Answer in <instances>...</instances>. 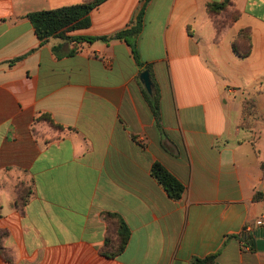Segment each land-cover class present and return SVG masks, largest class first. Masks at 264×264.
Wrapping results in <instances>:
<instances>
[{
	"label": "crops",
	"instance_id": "crops-1",
	"mask_svg": "<svg viewBox=\"0 0 264 264\" xmlns=\"http://www.w3.org/2000/svg\"><path fill=\"white\" fill-rule=\"evenodd\" d=\"M84 1L0 0V264H192L212 254L264 264L243 235L264 217V0H230L215 17L208 5L224 0H149L136 44L143 67L124 40L41 44L26 16ZM144 4L107 0L71 35L127 30ZM242 31L246 58L234 51ZM155 163L184 185L182 199L152 177ZM107 213L130 229L115 257L104 254L118 236Z\"/></svg>",
	"mask_w": 264,
	"mask_h": 264
},
{
	"label": "trees",
	"instance_id": "trees-1",
	"mask_svg": "<svg viewBox=\"0 0 264 264\" xmlns=\"http://www.w3.org/2000/svg\"><path fill=\"white\" fill-rule=\"evenodd\" d=\"M107 0H85L81 4L72 5L68 7H62L54 10H43L28 14L26 17L32 23L35 33L40 40L41 44L48 42L52 38H60L65 41H69L75 44L83 42H94V41H105L111 40H124L132 48L133 55L137 64L143 67L139 53L137 51V38L141 33L143 26L144 8L149 0H145V4L139 15L137 16L134 26L127 30L117 32L111 36H105L100 38L83 37V36H72L71 33L76 31L88 29L91 26V13L100 7ZM230 0H224L220 3H213L208 5V12L212 17H215L223 12L227 11L230 6ZM233 21L238 19V14L233 13L231 15ZM237 41H243V50L238 49ZM234 51L242 58L249 56L251 51V44L249 43L248 31H242L234 43ZM150 69L149 66H146ZM143 95L152 106L153 113L157 120L160 118V106L158 97L155 96L150 99L149 95L143 90ZM256 105L255 98L246 99L243 103L244 114L251 111ZM43 119H46L55 129L64 130L62 126L56 125L50 116L43 115ZM152 177L165 189L170 198L173 200H180L185 191L184 185L172 175L162 164L155 163L151 170ZM22 196L17 201V206L23 208L28 199L32 195L30 188L24 190L21 193ZM106 219L116 220L118 226L117 241L114 243L111 239H107L106 252L104 254L109 257H115L121 254L130 239V229L127 224L119 218L117 215L107 213L105 214ZM3 234L0 232V253H3L2 247ZM218 254H212L206 258H195L192 264H217Z\"/></svg>",
	"mask_w": 264,
	"mask_h": 264
},
{
	"label": "water",
	"instance_id": "water-1",
	"mask_svg": "<svg viewBox=\"0 0 264 264\" xmlns=\"http://www.w3.org/2000/svg\"><path fill=\"white\" fill-rule=\"evenodd\" d=\"M140 81L143 84V86L146 89V92L149 95H152L153 93V82L151 79L150 72L148 70H145L140 75ZM251 235H253V238H251ZM248 236V239L250 237L249 244L252 248H257L258 250L263 251L264 250V229H259L253 234Z\"/></svg>",
	"mask_w": 264,
	"mask_h": 264
},
{
	"label": "built area",
	"instance_id": "built-area-1",
	"mask_svg": "<svg viewBox=\"0 0 264 264\" xmlns=\"http://www.w3.org/2000/svg\"><path fill=\"white\" fill-rule=\"evenodd\" d=\"M262 197H263V200H264V190L262 191ZM257 226L258 227H260V228H262V229H264V217L261 219V220H259L258 222H257ZM244 237L246 238V239H248V236H250V235H248V232H247V230L244 232ZM246 248V250H249L250 248H252L251 246H250V244L248 245V246H246L245 247Z\"/></svg>",
	"mask_w": 264,
	"mask_h": 264
}]
</instances>
